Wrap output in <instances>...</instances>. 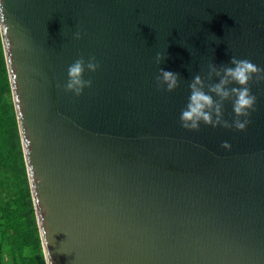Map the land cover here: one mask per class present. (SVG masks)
Segmentation results:
<instances>
[{
  "label": "water",
  "instance_id": "95a60500",
  "mask_svg": "<svg viewBox=\"0 0 264 264\" xmlns=\"http://www.w3.org/2000/svg\"><path fill=\"white\" fill-rule=\"evenodd\" d=\"M0 9L45 264H264V79L249 84L256 102L242 131L229 101L226 127L189 131L178 119L187 84L209 64L235 56L264 69V0ZM89 57L99 65L84 74L90 86L65 92L67 66ZM159 68L178 74L173 91L157 87Z\"/></svg>",
  "mask_w": 264,
  "mask_h": 264
},
{
  "label": "clouds",
  "instance_id": "9594fccd",
  "mask_svg": "<svg viewBox=\"0 0 264 264\" xmlns=\"http://www.w3.org/2000/svg\"><path fill=\"white\" fill-rule=\"evenodd\" d=\"M4 19L3 10L0 9V35L6 30ZM73 38L79 39L80 32L75 31ZM161 60V53L157 52L154 61L159 65ZM98 67L94 57H89L87 61L83 58L75 59L66 68L64 91L79 96L91 83L84 78L85 72H95ZM213 76L215 82L205 84V79L211 80ZM254 79H264V69L258 68L248 59L231 56L227 65L216 67L209 64L207 78L194 75L187 84L188 96L178 116L180 126L189 131L198 130L201 124L213 128L228 126V122L223 119V107L224 102L229 101L233 115L231 126L237 131L244 130L256 102L249 87ZM155 80L157 87H162L166 92L178 86V74L162 68L158 69ZM223 146L229 145L224 142ZM46 264H49L48 260Z\"/></svg>",
  "mask_w": 264,
  "mask_h": 264
},
{
  "label": "trees",
  "instance_id": "16d2710c",
  "mask_svg": "<svg viewBox=\"0 0 264 264\" xmlns=\"http://www.w3.org/2000/svg\"><path fill=\"white\" fill-rule=\"evenodd\" d=\"M0 264H45L1 39Z\"/></svg>",
  "mask_w": 264,
  "mask_h": 264
}]
</instances>
